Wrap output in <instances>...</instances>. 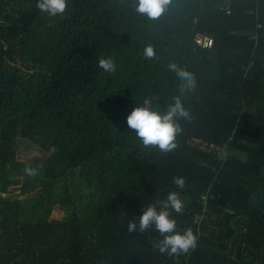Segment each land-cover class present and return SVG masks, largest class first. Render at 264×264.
<instances>
[{"label": "trees", "instance_id": "obj_1", "mask_svg": "<svg viewBox=\"0 0 264 264\" xmlns=\"http://www.w3.org/2000/svg\"><path fill=\"white\" fill-rule=\"evenodd\" d=\"M172 60L196 74L182 97L196 119L162 154L126 117L145 96L164 111L179 94ZM20 138L49 154L35 178L16 160ZM19 177L23 197L8 195ZM170 191L185 201L178 230L198 235L179 257L153 249L155 230L127 231ZM0 264H264V0H173L156 21L132 0H68L55 18L0 0Z\"/></svg>", "mask_w": 264, "mask_h": 264}, {"label": "clouds", "instance_id": "obj_2", "mask_svg": "<svg viewBox=\"0 0 264 264\" xmlns=\"http://www.w3.org/2000/svg\"><path fill=\"white\" fill-rule=\"evenodd\" d=\"M172 3L173 0H132V7L136 13L146 16L150 21H156ZM35 7L48 17L55 18L65 14L68 0H35ZM143 56L148 60L158 59L156 49L151 44L144 47ZM98 67L111 74L116 71L117 65L113 58L101 57ZM167 68L180 81V87L179 94L171 98L166 110L161 111L154 106L153 102L159 97L153 94L145 96L142 103L137 104L126 117L127 127L135 133L143 147L158 149L162 154L174 152L178 148L177 137L184 132L181 121L192 123L196 119L192 111L185 107L182 97L186 93L195 94L198 88L196 74L187 67L172 60ZM57 151L55 145L50 146L51 154L54 155ZM33 156L38 157L39 153L34 152ZM24 172L28 177L35 178L39 174V168L28 164ZM173 183L181 190L186 187V180L182 176H174ZM184 208L185 201L181 199L180 192L170 191L164 200L147 204L139 217L129 220L127 231L140 234L155 230L160 238L152 240L154 250L169 257L188 255L197 248L198 235L191 227L178 230L173 213L182 215Z\"/></svg>", "mask_w": 264, "mask_h": 264}, {"label": "rangeland", "instance_id": "obj_3", "mask_svg": "<svg viewBox=\"0 0 264 264\" xmlns=\"http://www.w3.org/2000/svg\"><path fill=\"white\" fill-rule=\"evenodd\" d=\"M18 140L20 144L16 151V160L22 161L26 164H30L32 166L43 164L47 161L49 154L46 153L45 150L41 149L35 142L24 138H20ZM34 152H38L39 156L34 157L33 156ZM23 182H24V178L19 177L15 180V182L9 184L7 188L8 195L23 197V195L21 194V186ZM78 208L81 211L83 209V206L79 204ZM71 212L72 211H68L66 209L62 210L61 212L54 210L53 214L55 216L63 217L64 214H68Z\"/></svg>", "mask_w": 264, "mask_h": 264}, {"label": "built area", "instance_id": "obj_4", "mask_svg": "<svg viewBox=\"0 0 264 264\" xmlns=\"http://www.w3.org/2000/svg\"><path fill=\"white\" fill-rule=\"evenodd\" d=\"M196 42L198 44L202 45L203 47H211L213 40L209 36L198 34V35H196ZM200 219H201V217H197L196 222H199Z\"/></svg>", "mask_w": 264, "mask_h": 264}]
</instances>
